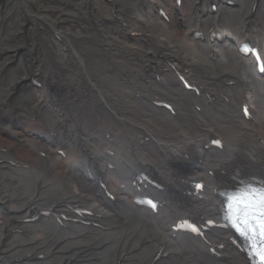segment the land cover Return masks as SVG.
I'll use <instances>...</instances> for the list:
<instances>
[{"label": "bare ground", "instance_id": "1", "mask_svg": "<svg viewBox=\"0 0 264 264\" xmlns=\"http://www.w3.org/2000/svg\"><path fill=\"white\" fill-rule=\"evenodd\" d=\"M255 1L260 3V8L252 10ZM221 10L226 11V13L222 14L218 19L208 17L205 14L202 30L208 32L211 28H224L226 33L224 43L220 47H213L207 43H196L188 66L189 78L201 83L204 86V90L214 93V96H217L222 101L218 110V120L216 122V117L214 116H211L209 121L205 120V108L201 103V101L205 102V97L199 96L196 99L191 94H182L177 105L175 118H173V124L170 125L167 121L168 126L171 127V132L169 134V144L165 151L161 178L169 187L178 185L177 178H185V176H182L183 171L176 169L175 165L177 162L185 159L188 154L187 160H189L191 153L198 150V147L194 145L203 146L209 137L210 139L214 136L222 137L228 147L222 152L215 150L211 152L210 150L201 151L207 168H214L217 171L239 160V154L243 153L248 155L246 159L250 164L264 162V147L257 143L258 137L264 138V110L262 112L259 111V99L264 102V80L256 81L251 76V66L254 68L253 63L251 62V65H247L248 60L244 63L238 57L235 47L237 43L245 39H252L253 42L262 39L263 34L260 31V27L264 28V0H246L244 4L241 1V5L236 11L222 5ZM215 15L219 16L218 12H215ZM239 16L241 18L237 22L236 30L232 35L235 18ZM164 25L163 23L161 28L154 27V29L159 33L163 31L165 37L171 41L172 48L176 51L175 54L182 57L184 54L181 48L186 43V39L179 29L173 28L171 30L169 25ZM147 28L151 29L150 27ZM143 30H146V28ZM219 32H223L222 29H218ZM144 34L148 39L151 38L146 32ZM230 34L232 35V42L227 39ZM261 50L264 52V48ZM230 56L232 59H230ZM172 57L173 55L169 50L164 54L162 61H170ZM223 79H226V83L222 87L221 81ZM235 86L240 88L237 95H235ZM223 95L228 97V101L221 99ZM236 101H238L239 106L242 103H250L252 105V120L245 121L238 115L235 107ZM196 106L201 108L200 111L195 109ZM199 136L201 138L197 141L196 138ZM135 162H137V159H135ZM199 175L205 176L206 181L214 186L221 179L218 175L208 176L201 171ZM191 176L193 175L188 174L186 176L188 182L194 180ZM162 200L166 203L169 202V198L163 197ZM194 202L196 203V214L202 215L211 212L212 201L209 199ZM108 225L112 229H121L115 223H109ZM157 225V221L152 225L151 222L148 223L144 218L135 216L133 227L146 226V230L141 238L135 262L131 264H150L154 257V247L156 245L162 246L159 241L152 243V246L150 245L151 239L155 236ZM171 225L172 223H169L168 227ZM49 229V226L43 225L42 231L46 236L51 235ZM171 237L172 233H167L166 238L170 239ZM183 245V247L176 248L177 252L174 262H169V264H201L196 247L187 245L186 242ZM200 246L206 248L205 244H200ZM56 263L57 261L52 264ZM99 264H108V257H105Z\"/></svg>", "mask_w": 264, "mask_h": 264}, {"label": "snow or ice", "instance_id": "2", "mask_svg": "<svg viewBox=\"0 0 264 264\" xmlns=\"http://www.w3.org/2000/svg\"><path fill=\"white\" fill-rule=\"evenodd\" d=\"M229 207L236 214L237 220L247 227L253 223L249 217L254 216L257 209H264V188L256 189L247 186L239 190L229 198ZM260 215L264 217V212H261ZM193 230L196 229L193 228ZM249 230L256 232L257 228L251 227ZM259 232L264 235V220L259 225ZM257 254L261 264H264V249H259Z\"/></svg>", "mask_w": 264, "mask_h": 264}, {"label": "rangeland", "instance_id": "3", "mask_svg": "<svg viewBox=\"0 0 264 264\" xmlns=\"http://www.w3.org/2000/svg\"><path fill=\"white\" fill-rule=\"evenodd\" d=\"M226 146H227V144H226Z\"/></svg>", "mask_w": 264, "mask_h": 264}]
</instances>
